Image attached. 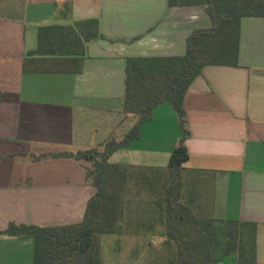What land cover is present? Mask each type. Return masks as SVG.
<instances>
[{
  "label": "crops",
  "instance_id": "0c3cea01",
  "mask_svg": "<svg viewBox=\"0 0 264 264\" xmlns=\"http://www.w3.org/2000/svg\"><path fill=\"white\" fill-rule=\"evenodd\" d=\"M89 21L101 37L85 39ZM212 27L198 0H0V264H34L32 238L1 233L11 224L83 221L97 192L87 175L93 162L66 155L102 153L138 122L123 110L127 58L184 56L192 33ZM41 28L75 29L79 51L66 43L62 50L73 53L30 55ZM183 108L184 139L176 111L163 103L111 156L134 172L120 233L100 236L103 264H163L147 261L163 229H150L153 190L144 174L158 172L164 192L181 144L188 159L180 202L200 217L256 223L264 264V16L241 18L237 65H205Z\"/></svg>",
  "mask_w": 264,
  "mask_h": 264
},
{
  "label": "trees",
  "instance_id": "16d2710c",
  "mask_svg": "<svg viewBox=\"0 0 264 264\" xmlns=\"http://www.w3.org/2000/svg\"><path fill=\"white\" fill-rule=\"evenodd\" d=\"M213 20L211 29L196 30L187 39L181 57L127 58L123 110L138 117V122L117 143L110 141L102 153L97 150L66 155L76 160L93 162L92 177L96 194L89 200L84 219L71 226L41 228L11 224L4 234L30 237L35 243L34 264H103L100 236L117 234L125 212V194L131 188L133 170L110 162L119 149L138 138L142 123L152 118L153 110L169 103L176 111L183 139L187 136L183 108L185 94L193 80L207 64L237 65L239 28L244 16H264V0H198ZM86 36L101 37L96 21ZM81 42L73 28H41L39 48L30 55H55L62 45ZM73 53L74 51L67 50ZM188 156L181 144L168 164L170 182L161 190L158 172L144 174V183L153 190L150 202V229H163L162 243L176 246V254L168 264H220L227 257H236L237 264H257L256 228L254 222L217 220L200 217L180 202V171ZM136 179V178H135ZM138 181V180H137ZM132 185V187L137 185ZM154 234H156L154 232Z\"/></svg>",
  "mask_w": 264,
  "mask_h": 264
},
{
  "label": "rangeland",
  "instance_id": "374dc122",
  "mask_svg": "<svg viewBox=\"0 0 264 264\" xmlns=\"http://www.w3.org/2000/svg\"><path fill=\"white\" fill-rule=\"evenodd\" d=\"M55 55H67L65 50L56 52ZM150 248L155 250L154 253L147 259L149 263L168 264L169 260L176 254V246L162 243L160 236L151 238Z\"/></svg>",
  "mask_w": 264,
  "mask_h": 264
}]
</instances>
